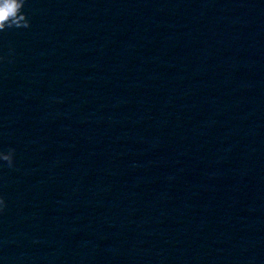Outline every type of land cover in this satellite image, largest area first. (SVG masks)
I'll return each mask as SVG.
<instances>
[{"label": "water", "instance_id": "water-1", "mask_svg": "<svg viewBox=\"0 0 264 264\" xmlns=\"http://www.w3.org/2000/svg\"><path fill=\"white\" fill-rule=\"evenodd\" d=\"M0 32V264H264V0H26Z\"/></svg>", "mask_w": 264, "mask_h": 264}, {"label": "clouds", "instance_id": "clouds-1", "mask_svg": "<svg viewBox=\"0 0 264 264\" xmlns=\"http://www.w3.org/2000/svg\"><path fill=\"white\" fill-rule=\"evenodd\" d=\"M26 0H0V32L7 28H28L30 25L22 13ZM15 150L10 149L8 154L0 153V160L7 162L8 167H13V155ZM0 199V205H3Z\"/></svg>", "mask_w": 264, "mask_h": 264}]
</instances>
